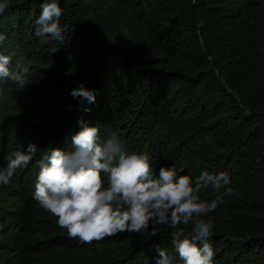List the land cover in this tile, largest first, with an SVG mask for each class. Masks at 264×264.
<instances>
[{
  "label": "trees",
  "instance_id": "trees-1",
  "mask_svg": "<svg viewBox=\"0 0 264 264\" xmlns=\"http://www.w3.org/2000/svg\"><path fill=\"white\" fill-rule=\"evenodd\" d=\"M41 3L8 0L0 14V52L30 62L24 88L0 80V167L29 143L70 150L83 120L147 152L154 172L226 171L231 192L203 217L214 264H264V0H61L63 44L35 37ZM81 81L94 103L70 95ZM38 158L0 185V264H155L157 245L175 255L167 228L69 238L33 199Z\"/></svg>",
  "mask_w": 264,
  "mask_h": 264
},
{
  "label": "clouds",
  "instance_id": "clouds-1",
  "mask_svg": "<svg viewBox=\"0 0 264 264\" xmlns=\"http://www.w3.org/2000/svg\"><path fill=\"white\" fill-rule=\"evenodd\" d=\"M60 3L61 0H42L40 4L34 35L42 44L64 42ZM7 7L8 0H0V14ZM5 40L6 35L0 32V47ZM29 76L30 62L17 60L13 65L12 57L0 52V80L7 79L24 88ZM70 95L89 104L96 100L95 91L87 89L83 81ZM79 125L68 151L51 146L42 149L29 143L23 150L10 152L6 166L0 167V185L11 184L17 169L27 167L39 152L33 199L58 218L56 225L66 229L69 238L91 244L123 232L156 236L167 228L171 230L175 255L157 245L155 264H214V250L208 239L214 225L210 218L203 217L215 211L231 192L227 187L230 174L202 171L193 179L181 175L184 169L174 165L161 166L157 173L151 156L127 151L116 131L101 139L98 126L83 120ZM206 188L215 192L211 201L201 199L200 192ZM189 224L192 227L186 231L182 225Z\"/></svg>",
  "mask_w": 264,
  "mask_h": 264
}]
</instances>
